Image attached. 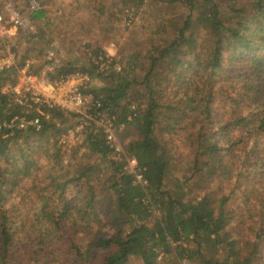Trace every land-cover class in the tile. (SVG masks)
<instances>
[{
  "label": "trees",
  "instance_id": "16d2710c",
  "mask_svg": "<svg viewBox=\"0 0 264 264\" xmlns=\"http://www.w3.org/2000/svg\"><path fill=\"white\" fill-rule=\"evenodd\" d=\"M37 1L30 22L59 23L65 51L83 42L86 55V65L64 59L48 78L79 70L109 79L90 91L99 112L114 116L146 184L110 158L99 127H85L82 144L107 159L103 171L94 176L92 162L66 168L56 119L71 116L42 108L44 118L0 92V264H156L160 254V264H264V0H71L57 16ZM122 18L133 25L121 26ZM28 31L0 37V52L19 33L26 41L19 52L11 48L14 65L0 71V88L16 82L35 47L27 44L39 40L37 27ZM108 42L118 44L121 64L112 57L107 71L93 74ZM131 103L135 115L127 119ZM13 116L37 117L39 129L7 126ZM187 124L195 138L183 182L196 175L203 184L171 191L164 145ZM221 182L230 186L223 191ZM244 224L254 238L242 250L232 233Z\"/></svg>",
  "mask_w": 264,
  "mask_h": 264
},
{
  "label": "built area",
  "instance_id": "2783aa9c",
  "mask_svg": "<svg viewBox=\"0 0 264 264\" xmlns=\"http://www.w3.org/2000/svg\"><path fill=\"white\" fill-rule=\"evenodd\" d=\"M27 12L39 8L37 0H27ZM8 24V26H6ZM23 19L18 10L9 3L3 4L0 9V34L12 33L15 27H22ZM112 45V44H111ZM103 54L98 55L93 60L95 67L94 73L107 71L110 66L111 56L103 48ZM56 57L51 49L42 50V70L40 72H33L32 60L25 59L22 67L18 70L17 81L14 84H5L0 88V92L11 97L15 104L23 106L24 109H32L34 112L48 117L47 113L42 111V108L58 109L71 116L74 122L59 132L57 135V145L61 152V161L66 163L65 158L69 149L75 145L77 136H82L85 127L101 128L104 141L113 150H118L113 133L112 118L114 116L106 117L104 113L99 112L100 100L91 91V82L93 75L88 72L74 70L66 74H61L52 79L48 78V72H51L56 62ZM14 65V55L7 53L0 56V71L10 68ZM113 70H120V65L114 63ZM131 114L135 115V104L129 105ZM26 124L34 126L35 130L39 129L38 118L26 120L23 116H13L7 122V126L24 127ZM128 163L127 171L134 175L135 181L140 185H145L146 181L136 167V161L132 157L126 159ZM186 264V262H182Z\"/></svg>",
  "mask_w": 264,
  "mask_h": 264
},
{
  "label": "rangeland",
  "instance_id": "374dc122",
  "mask_svg": "<svg viewBox=\"0 0 264 264\" xmlns=\"http://www.w3.org/2000/svg\"><path fill=\"white\" fill-rule=\"evenodd\" d=\"M57 1V0H56ZM55 0H44L43 2V7H45L48 10V13L51 16H57L59 14H65L63 13L64 10L70 9L69 5H66L69 3L71 0H59L63 3V5L59 6L58 3ZM9 3L11 6L16 8L19 12V14L22 16L23 19V26L22 27H15L12 30V33H2L0 34L1 38H8L12 36H16L15 33L20 30H29L28 32H32L33 30L36 29V27L40 30V36L39 40L33 38L30 40V43L27 44L29 48L32 46H35L32 49V54L27 58L32 60V69H37L36 72H40L42 70V50L45 48H49L54 52V55L56 57V62L61 63L64 61V59H70V61L74 62L76 66H80L82 64L86 65V55L83 52V42L77 44L76 42H72L71 45L74 46V49L72 48L71 52L65 51L66 48L62 47L61 43L64 44L62 41L64 40L62 31L60 30L61 25L55 21L51 22L49 25V28L47 29H41L40 28V22L38 23H32L28 19V12H27V7H25L24 2L22 0H11V1H6L2 0L0 3V9L2 8L3 4ZM66 3V4H65ZM174 11H178V8L174 9ZM76 13L73 14L74 18L77 15H80L79 13L75 15ZM128 20V19H127ZM127 20H124L122 18L120 25L125 26V24L128 23ZM138 22V19L135 17L133 19V23L135 24ZM133 23H128V27H131ZM8 26V24L6 25ZM15 32V33H14ZM49 41V42H47ZM16 42L15 46H13V43ZM59 42V43H58ZM61 42V43H60ZM19 43V44H18ZM52 43L54 47L52 46ZM112 42L104 43L102 44V48H106V52L110 54L111 58L115 57L116 62H118L120 57H116V52H117V46L118 44H112ZM23 45H26V41L23 39L22 34H18L17 37L11 39L10 41L7 40V43L4 45L3 51L0 52L1 55H5L7 53L13 54L14 51L19 52L22 48ZM38 45V47H37ZM11 48L14 49V51L11 50ZM14 55V54H13ZM56 63V64H57ZM41 64V65H40ZM119 64H121V61H119ZM121 66V65H120ZM34 72V71H33ZM17 81V80H16ZM109 83V79L102 76H93L92 77V84H91V89L94 90L95 92H99V89L103 86H106ZM100 96V94H97ZM56 122L58 123V130L62 131L63 128H67L70 126L73 122L74 119L71 118H66L63 122L59 123L60 120L56 119ZM184 129L179 131L177 135H171L170 137L172 140L169 142H165V149L167 150V156H168V172L165 175V180H164V185L168 187L171 191H176V184L181 183L182 190L186 191L188 189V185L190 186L192 183L196 184L198 187L203 184L202 177L196 178V175L191 177V181L189 184H184L183 179L189 174H191L192 168L190 166V158L192 156L193 152V146H189L188 142L194 140L195 138V133L192 130H189V125H186ZM84 132V131H83ZM83 132L82 136H77L75 140V145L72 146L69 149L68 155L65 156L67 162L62 163L61 161V152L58 147V156H59V161L60 163L65 166L66 168L68 167H73L77 165L78 163L80 164L81 167L87 166L88 163H93L94 164V176L97 173H101L103 171V168L105 167L106 164H108L107 159L106 160H101L95 155L91 154H86V149L84 145L82 144V137H83ZM114 137H115V142L117 144V147L119 148L118 150H114V154L110 156L112 159H117V160H124V167L125 169L128 168V163L126 162V159H130L132 157H128L123 149V146L119 140V138L116 135V129H113ZM88 153V152H87ZM102 170V171H100ZM217 172H220L219 169H217ZM216 176L211 179L210 185L212 184H217L218 179L220 178L219 173H215ZM220 186L223 191L227 189L230 184H226L225 182H221ZM192 194H188V196H192ZM109 193L105 191V193L101 197H105L106 199L108 198ZM212 196H216V194H213ZM158 212L157 210L154 211L153 217L157 216ZM249 217V216H248ZM250 220V218H248ZM235 231V230H234ZM232 235H237L238 243L241 246L242 250L245 248V246L250 245L251 242H253V233L252 231L250 233L246 232V225H242V228L239 229V231H235L232 233ZM262 251H259V255H261ZM161 255V254H160ZM157 257V263L160 264V259L161 257ZM262 259V258H261ZM261 259L259 258L257 262H260ZM186 262V264H190L186 259H183L182 262Z\"/></svg>",
  "mask_w": 264,
  "mask_h": 264
},
{
  "label": "crops",
  "instance_id": "0c3cea01",
  "mask_svg": "<svg viewBox=\"0 0 264 264\" xmlns=\"http://www.w3.org/2000/svg\"><path fill=\"white\" fill-rule=\"evenodd\" d=\"M91 84H92V82H91Z\"/></svg>",
  "mask_w": 264,
  "mask_h": 264
}]
</instances>
